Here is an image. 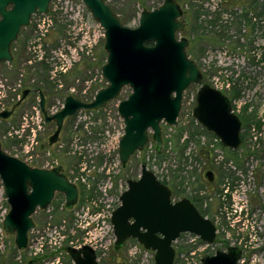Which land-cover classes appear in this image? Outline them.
<instances>
[{
  "label": "rangeland",
  "instance_id": "1",
  "mask_svg": "<svg viewBox=\"0 0 264 264\" xmlns=\"http://www.w3.org/2000/svg\"><path fill=\"white\" fill-rule=\"evenodd\" d=\"M163 1L107 0L121 21L129 27L139 25L143 8L153 9ZM179 2L183 6V19L187 20V25L178 37L190 40L189 55L202 69L204 82L214 87L216 83L222 86L219 89L233 100L234 111L243 122V142L236 149L238 162L227 160L233 156L219 145L220 139L215 134L206 133L202 128H197L196 124L191 125L196 104L194 98L199 89L197 84L191 85L184 92L178 125H169L166 122L161 124L164 138L162 156L155 155V142L152 140L124 168L118 162L119 141L125 127L123 118L118 113V104L132 92L129 86L105 107L99 110H82L73 118H67L59 141L53 144L50 137L55 132L56 125L45 121L38 125L36 120L32 123V106L37 104V98L29 95L9 118L0 120V141L8 153L17 155L24 161L28 159L25 150L33 147L36 153L46 155L49 160L58 161L66 170L75 169L83 173V168L91 169L92 176L88 178V182L93 191L98 189L99 183L104 182L109 164L114 166L112 174L121 180L122 190H126L128 179L140 176L141 165L146 158L148 168L161 178H172L176 173L178 177L175 185L182 190L183 195L197 193L207 198V214L219 228V239L209 244L205 250L196 251L194 258L199 261L218 250H226L235 245L243 250V257L238 264H264V0ZM64 10L72 11L66 4L56 7L55 14L53 13L55 22L46 37L39 33L41 25L38 15H33L30 25L21 30L13 51L15 64L0 66V110L2 106L11 108L12 99L6 100V96L11 94L9 87L15 84L17 72L26 67L29 57H36V62H40L37 56L46 52L48 59L45 62L52 69L56 65L63 66L60 60L61 50L68 46L74 50L77 46L71 40L75 20ZM196 15H199L198 19H195ZM105 40V37L97 39L96 65L93 60L83 55L68 73L56 77L62 80L61 87L57 86L58 82L47 84L46 99L51 110L63 106L65 97L70 95L71 87L86 89L87 95L82 98L90 102L99 89L108 85L102 75V66L107 59ZM37 69L42 73L40 79L47 78L49 71L47 73L39 63ZM31 127L37 129L35 135H32ZM196 131L197 135L193 137L191 133ZM31 139L35 141L32 143ZM76 143L78 146L74 147ZM87 143L96 147L95 163L91 162ZM80 145L85 148H80ZM203 146L211 150V161L215 162V158L223 160L220 172L224 178L213 183L212 188L204 177L211 162L199 154ZM79 149L83 151L82 156H85H81L80 161ZM85 188L86 193H89L88 186ZM82 197L84 202L75 208L61 207L59 197L53 201L51 208L38 210L33 215L36 227L29 234L30 246L25 251H18L15 236L8 234L2 227V221L10 207L0 178V255L3 264H29L33 258H38L34 264H73L66 247L71 241H81L83 229L80 223L85 224L94 217L90 218L82 209L83 206H90L92 200ZM175 197L178 198L179 195ZM106 203L113 210L120 205L117 196ZM102 220L105 221L106 228L112 225L110 215L106 214ZM55 242L58 244L55 245ZM114 243L103 241L99 250L100 264H125L124 260L129 263L128 258L123 257L124 252L117 254V259L112 262ZM191 247L186 240L175 243L179 254L177 264H185V258L192 257L194 246ZM129 258H132L130 264H142L140 258ZM149 264H153L152 260Z\"/></svg>",
  "mask_w": 264,
  "mask_h": 264
},
{
  "label": "water",
  "instance_id": "2",
  "mask_svg": "<svg viewBox=\"0 0 264 264\" xmlns=\"http://www.w3.org/2000/svg\"><path fill=\"white\" fill-rule=\"evenodd\" d=\"M51 1L0 0V63L13 62L12 45L17 42L22 28L30 25L33 15L48 13ZM82 1L105 30L107 59L102 75L108 85L99 89L90 102L68 95L63 107L51 115L46 110L45 95L39 91L45 122L54 121L57 125L52 140L59 135L67 117L80 110H99L129 86L132 92L118 104V113L125 124L119 141V159L125 167L132 156L149 143L150 131L157 151H161L162 122L178 125L184 92L197 84L193 116L225 147H241L243 122L233 112L229 97L203 81L201 68L187 51L190 40L178 37L186 28L184 9L178 0H164L153 9L143 8L137 27L125 25L106 0ZM30 91L24 89L10 109L0 111V120L9 118ZM0 178L10 207L2 227L15 236L18 251L30 246L29 234L36 227L33 215L38 210L48 209L57 193L64 194L67 208H72L79 200L78 186L64 173L57 168L31 166L8 153L1 141ZM120 200V206L111 217L117 249L126 240L135 238L146 249L155 251V264H175L173 242L182 233L195 234L208 244L216 240L214 222L204 217L190 199L172 201L171 188L160 181L147 164L142 165L138 179L128 180V188ZM69 252L75 264H100L89 246L69 248ZM241 257L240 248L230 246L227 251L218 250L203 257L202 264H238Z\"/></svg>",
  "mask_w": 264,
  "mask_h": 264
},
{
  "label": "built area",
  "instance_id": "3",
  "mask_svg": "<svg viewBox=\"0 0 264 264\" xmlns=\"http://www.w3.org/2000/svg\"><path fill=\"white\" fill-rule=\"evenodd\" d=\"M62 4L64 5L66 4L68 7H70V10H72L71 12L64 10V12L68 13L69 16L71 18L73 17L75 20L74 21L75 27L73 28V32L71 33V40L77 46L74 48V50H72L71 47L68 46L67 49L64 48L63 50L60 51L61 52L60 60L62 61L63 66L59 67L58 65H56L54 68L51 69L52 79H56L58 75L68 72L76 62L81 60L83 55H86L88 58H92L93 60H95L96 59L95 48L97 44V39H99L100 37H105V30L98 23V21H96L93 18L92 14L90 13V11L85 6L82 0H76V2L74 0H52L50 4V10L48 13L37 14L39 16L38 17L39 25H41L40 27L41 30L39 31V33L42 37H46L47 33L49 32V28L53 26L55 22V16L53 15V13L55 14L56 7ZM38 57L39 59H42L43 52ZM215 88L221 89L222 86H219L216 83ZM16 89L17 86L12 88L13 91H15ZM71 92L75 94L81 93L82 95H85L87 93V90L83 89L81 92H79L75 87H72ZM33 109L34 111L30 118L33 124L35 123L36 120L37 124L39 125V123L43 122L42 114L38 107L35 108L33 107ZM40 128H41V124H40ZM36 130H37L36 128L31 127L30 131L32 135H35ZM31 140L32 143L35 141L34 139ZM87 147H89V151L91 152L90 158H92L93 156L94 157L97 156L96 147L92 145V143H87ZM80 148H85V146L84 145L82 147L80 146ZM33 150H34L33 147L31 149L27 148V150H25V153L27 154V157L29 159V161H27L28 159H26L25 161L33 162L34 159H36L35 161L38 162V156L32 155ZM79 151H80L79 153L81 154L83 153L82 150L79 149ZM92 151H94L93 155H92ZM45 166L48 167L49 165L45 164ZM111 166L112 165L109 164L104 182H101L98 185L99 191L98 189L95 191L97 197L94 199L93 197H91L92 200L91 205L83 208L85 214L89 215L90 218L94 216L93 219L87 221L85 224H82V222L80 223V226L83 229L82 239L80 242L71 241L69 245L70 248H76V249H79L83 246L91 247L97 254L98 261H100L101 259L99 250L101 249L100 247L103 246V241L108 240L111 242L115 240V235L113 232L112 225L107 226V228H109L107 230L105 221L102 220L103 217L106 216V214L111 216L110 205L106 203L109 196L111 174L113 171V167ZM82 170L83 173L78 175L77 180H80L85 186H88L89 188L88 190L90 191L89 194H92L91 193L92 188L88 182V178L92 176V171L91 169L87 170L86 168H83ZM188 239L189 241L186 242H189L192 245H197L198 247L191 252L192 257L185 258L186 259L185 264H191V263L202 264L200 260L198 261L196 257L194 258V255L196 254V251L202 250L208 244L207 245L202 244L200 241L201 240L200 237L195 234H191L190 238L188 237ZM57 244L58 242L57 243L55 242V245ZM131 251H132L131 255L135 258L138 259L140 258L142 264H144L145 261H146L145 264H149L150 260L153 259V254L150 253L149 250L145 249L144 247L135 246L132 248ZM73 264L75 263L73 262Z\"/></svg>",
  "mask_w": 264,
  "mask_h": 264
},
{
  "label": "flooded vegetation",
  "instance_id": "4",
  "mask_svg": "<svg viewBox=\"0 0 264 264\" xmlns=\"http://www.w3.org/2000/svg\"><path fill=\"white\" fill-rule=\"evenodd\" d=\"M51 4V3H50ZM185 13V12H184ZM37 15V14H36ZM184 21L186 22V20L184 19ZM187 25V24H186ZM12 52H13V50H12ZM13 55H14V52H13ZM39 56H40V54H39ZM37 58L39 59V57L37 56ZM95 58H96V55H95ZM48 58H47V56H46V52H43V58L42 59H39L40 60V62H36L37 61V59H36V57H34V58H31V57H29V59L27 60V63L25 64L26 65V67L24 66L23 68H20L19 69V71L17 72V80H16V82H15V84H13L12 86H10L9 88H10V90H11V94L9 95V96H12L11 97V99H12V101H14L16 98H17V100H18V98H20V96H21V94H22V91L24 90V89H29V88H25L24 86H25V84H27V83H35L36 81H35V77H32V78H28L29 77V73H28V70H29V68H32V72H34V70H36L37 69V63H39V65H42V62H45L46 60H47ZM91 60H93L92 58H90ZM97 59V58H96ZM96 59L95 60H93L94 61V63H95V65L97 64V62H96ZM30 60H32V61H30ZM13 62H14V64H15V60H13ZM13 62H11V63H13ZM2 63V62H1ZM5 63H8V62H5ZM11 63H8V65H10V66H13ZM45 64L48 66V69H47V73H48V71H49V74H48V76H47V79H48V81L50 82V83H52V84H57V82H58V84H57V86H62V80H60V79H52L51 78V68H50V66L45 62ZM50 68V69H49ZM72 69V68H71ZM70 69V70H71ZM202 70V69H201ZM203 72V71H202ZM66 73H68V72H66ZM66 73H64V75L66 74ZM50 75V76H49ZM63 75V74H62ZM203 77H204V73H203ZM29 81V82H28ZM203 81H204V78H203ZM15 86H17V89L15 90V91H13L12 90V88L13 87H15ZM75 87V86H74ZM72 88V87H71ZM71 88H69L70 89V95H72V96H74V97H76V98H79V99H81V100H83V101H86L85 100V98H82V97H85L87 94H85V95H82L81 93H78V94H75V93H72L71 92ZM76 88V87H75ZM77 89V88H76ZM78 90V89H77ZM220 90V89H219ZM39 91H42V90H38L37 91V104L36 105H34V106H32V108L34 107H38L39 109H40V112H41V114H42V117H43V121H45V117H44V114H43V112H42V110H41V107H40V105H39V102H40V95H39ZM79 92H81L82 90H78ZM31 92H33L32 90L30 91V93ZM43 92V91H42ZM30 93L28 94V96L30 95ZM44 93V92H43ZM45 95V94H44ZM9 96H6V100H8L9 99ZM27 96V97H28ZM27 97L25 98V100L27 99ZM38 97H39V99H38ZM67 97V96H66ZM65 97V98H66ZM45 98H46V95H45ZM230 99V98H229ZM24 100V101H25ZM93 100V99H92ZM91 100V101H92ZM23 101V102H24ZM64 101H65V99H64ZM194 101H196V96H195V98H194ZM230 101H231V103H232V107H233V112H235L234 111V105H233V100L232 99H230ZM17 102V101H16ZM15 102V103H16ZM22 102V103H23ZM183 102H184V98H183ZM14 103V104H15ZM21 103V104H22ZM197 103V102H196ZM4 104V103H3ZM2 104V105H3ZM14 104H12V106L14 105ZM63 105H64V103H63ZM11 106V107H12ZM195 106H196V104H195ZM63 106H61V108H62ZM60 108V109H61ZM195 108V107H194ZM5 109H8V108H4V106H2V110H5ZM17 109V108H16ZM60 109H56V110H51V108L49 107V104H48V102H47V99H46V110H47V112H48V114H54V113H56L57 111H59ZM182 109H183V103H182ZM182 109H181V111H182ZM2 110H0V111H2ZM194 110V109H193ZM82 110H80V111H78L75 115H77L78 113H80ZM33 113V111L31 112V114ZM236 113V112H235ZM237 114V113H236ZM75 115H73V116H75ZM73 116H70V118H73ZM239 116V115H238ZM67 118H69V117H67ZM66 118V119H67ZM179 118V117H178ZM66 119H65V121H64V123L66 122ZM55 125H56V123L54 122V121H52ZM46 123V122H45ZM50 123V122H49ZM194 124H196L197 125V128H202L203 129V131H205L206 133H208V134H214L213 132H211V131H208L203 125H201L197 120H196V118L193 116L192 118H191V125H194ZM64 125V124H63ZM56 129H57V125H56ZM62 130H63V127H62V129H61V131H60V133H59V135L57 136V138L55 139V140H52V137H53V135L55 134V132H56V130H55V132L53 133V135L50 137V142L53 144V143H55V142H57V141H59V137H60V135H61V132H62ZM152 141V138H151V134H150V141H149V143ZM149 143L146 145V146H148L149 145ZM219 145L223 148V149H225V150H227V151H229V153H230V155L231 156H233L232 158H227V160H230V159H232V161L234 160L235 162H238L239 161V158H234V157H236L237 156V151H236V149H231V148H228V147H225L222 143H221V141L219 142ZM75 146H78L77 145V143L75 144ZM74 146V147H75ZM81 147L83 146V145H80ZM155 148H156V146H155ZM140 152V151H139ZM75 153V152H74ZM137 153V152H136ZM135 153V154H136ZM50 154V153H49ZM66 154H67V152H66ZM94 154V151H92V155ZM134 154V155H135ZM32 155L33 156H38L39 158H38V162H36L35 160L36 159H34V161L33 162H27V161H25V162H27L28 164H30L31 166H36V167H42V168H57L59 171H61L62 173H64L69 179H70V181H72V182H74V183H76V185L78 186V188H79V192H80V196H81V198H80V196H79V200H78V202H77V204H75L72 208H75L78 204H80V203H83L84 202V200H83V197L82 196H84V198L86 199V198H89V199H91V197H93V199L94 198H96L97 197V194H96V192H95V190L93 191H91V193L92 194H89L88 192L86 193V186L80 181V180H77V178H78V175H80L81 173L80 172H78L77 170H75V169H70V170H66L64 167H63V165L62 164H59L58 163V161H55L54 159H51V160H49V158L48 157H46V155L45 156H41L39 153H36V151L35 150H33L32 151ZM133 155V156H134ZM15 156H17V155H15ZM78 160L80 161L82 158H81V156H82V154L81 153H79L78 154ZM132 156V157H133ZM40 157H41V159H40ZM83 158H85V156H82ZM209 157H212V152H211V150H210V156ZM207 159H211V158H207ZM95 160H96V158L93 156L92 158H91V162H94L95 163ZM131 160V159H130ZM222 161L223 160H218L217 158H215V162L212 160H210V162H211V164H209V168H207L206 169V171H205V179L207 180V182H208V184L210 185V187L212 188V184L213 183H215V182H219V181H221L224 177L222 176V174H221V172H220V168H222ZM118 162H119V164L121 163L120 162V159H118ZM130 162V161H129ZM128 162V163H129ZM45 164H48L49 166L48 167H46L45 166ZM82 164V163H81ZM81 164H79V165H81ZM143 164H146L145 162L144 163H142V165ZM112 165V164H111ZM121 165H122V163H121ZM128 165V164H127ZM126 165V166H127ZM142 165H141V168H142ZM125 166V167H126ZM112 167H113V171L112 172H114V166L112 165ZM122 167L124 168V166L122 165ZM81 170V169H80ZM79 170V171H80ZM141 173V172H140ZM157 175V174H156ZM117 177V175H115V174H111V184H110V190H109V196H108V199H107V201L108 200H111L114 196H117V198H118V201H120V204H121V200H120V196H121V194L125 191H123L122 190V182H121V180L120 179H117L116 178ZM140 177V176H139ZM138 177V178H139ZM157 177H158V179L160 180V181H162L161 180V177L160 176H158L157 175ZM138 178H136V179H138ZM130 179H133V178H130ZM75 180H77V181H75ZM129 180V179H128ZM163 182V181H162ZM164 183V182H163ZM127 184H128V181H127ZM167 185V184H166ZM170 188H171V186L170 185H168ZM128 188V187H127ZM176 189V188H175ZM173 190L174 189H172L171 188V191H172V201H178V200H180V199H182V198H188V199H190L191 200V202L196 206V208L198 209V211L204 216V217H206V218H209L210 220H212L210 217H209V215L207 214V212H208V204L206 203V197L205 196H201V195H199V194H197L196 193V195H191V196H187V195H183V196H180L179 195V197L178 198H176V197H174L173 196ZM178 191H180L181 189H177ZM123 191V192H122ZM182 191V190H181ZM196 192V191H195ZM58 194H61V193H57L56 194V197H55V199L57 198V196H58ZM63 195V201L64 202H61V203H59L60 205H61V207H63V208H66V209H71V208H67L66 207V205H65V196H64V194H62ZM54 199V200H55ZM53 200V201H54ZM83 201V202H82ZM52 204H53V202H52ZM52 204L49 206V208H51V206H52ZM110 205V204H109ZM120 206V205H119ZM118 206V207H119ZM85 206H83V208H84ZM82 208V209H83ZM110 209H111V206H110ZM113 209H111V217H112V213H113ZM213 221V220H212ZM214 222V221H213ZM214 224L216 225V223L214 222ZM112 228H113V224H112ZM216 228H217V236H216V240H215V242L216 241H218V239H219V234H218V232H219V228L217 227V225H216ZM113 232H114V228H113ZM115 235V234H114ZM190 236H191V234H189V232H185V233H182L180 236H179V238H177L174 242H173V246H174V248H175V243H177V242H182L183 243V241H189V239H188V237L190 238ZM201 239V238H200ZM116 241V237H115V240H114V242ZM201 241V243L202 244H208V243H206V242H204L202 239L200 240ZM190 245H192V244H190ZM209 245V244H208ZM207 245V246H208ZM135 246H139V247H144V245L143 244H141L137 239H135V238H130V239H128V240H126L125 241V243H124V245L121 247V248H119V249H117L116 247H115V243H114V249H113V252H112V262L113 261H115L116 259H117V254H120V253H122V252H124L125 254H123V257L124 256H126L127 258H128V260L127 261H129V263L128 264H130V260H132V258L130 259L129 257H131L132 255H131V250H132V248L133 247H135ZM194 246V249H196L198 246L197 245H192V247ZM201 246H204V245H201ZM207 246H205L202 250H205V248L207 247ZM231 246H235V245H231ZM191 247V248H192ZM230 247V246H229ZM228 247V248H229ZM236 247H238V248H240L239 246H236ZM67 248V250H68V252H69V246L68 247H66ZM82 248V247H81ZM145 248V247H144ZM228 248L225 250V251H227L228 250ZM76 249V248H75ZM80 249V248H79ZM146 249V248H145ZM147 250H149V252L150 253H152L153 254V259H152V262H153V264H155V251H152V250H150V249H147ZM175 250H176V257H175V264H177L178 263V251H177V249L175 248ZM240 250L242 251V257H243V250H242V248H240ZM216 253V252H215ZM214 253V254H215ZM69 255H70V257L72 258V256H71V254H70V252H69ZM130 255V256H129ZM242 257H241V259H242ZM138 259V258H137ZM240 259V260H241ZM239 260V261H240ZM201 262H202V260H200ZM141 262V261H140ZM99 263H100V261H99ZM124 263L125 264H127L126 263V260H124ZM239 263V262H238Z\"/></svg>",
  "mask_w": 264,
  "mask_h": 264
},
{
  "label": "trees",
  "instance_id": "5",
  "mask_svg": "<svg viewBox=\"0 0 264 264\" xmlns=\"http://www.w3.org/2000/svg\"><path fill=\"white\" fill-rule=\"evenodd\" d=\"M107 1V0H106ZM178 1H181V2H186V0H178ZM243 1V0H242ZM254 1V0H253ZM114 9V8H113ZM115 10V9H114ZM116 12V11H115ZM197 16V17H196ZM195 16V19H198V16L199 15H196ZM187 21V20H186ZM23 29V28H22ZM192 41H194V40H192ZM150 44V43H149ZM14 49H15V43L12 45V50L14 51ZM189 51H190V47H188V54H189ZM15 53V52H14ZM12 65L14 64V62L13 63H11ZM2 65H8L7 63H5V62H2V63H0V66H2ZM42 67H43V69L45 70V71H47V69H48V66L45 64V62H42ZM28 75H29V77L28 78H32V77H34V76H37L38 78H35V83H27V84H25V88H29V89H31L33 92H31L30 93V96H32V95H34L35 97H37V91L38 90H42L43 92H44V94L47 96V91H46V89H47V87H48V83H50L49 81H48V79L47 78H44V79H46V80H44V79H40L39 77H41L42 76V73H41V71L39 70V69H36V70H34V72H32V68H29V70H28ZM29 82V81H28ZM42 82H43V85H42ZM11 97L12 96H9V99H11ZM17 101V98L14 100V101H12V102H10V104H14L15 102ZM192 134V136L194 137V136H196L197 135V131L196 132H192L191 133ZM181 152H182V154H184V150L182 149L181 150ZM164 153V150L163 149H161V151H157V149L155 148V155H157V156H162V154ZM199 154L202 156V157H204V158H209V156H210V149H207V148H205V146H203V147H201L200 148V150H199ZM236 158V157H235ZM143 162H145V163H147V161H146V158H144V160H143ZM159 176V175H158ZM177 175H176V173L175 174H173L172 175V178H168V176H163V178H161V180L165 183V184H167V185H170V186H174L175 185V181H176V179H177ZM177 186L175 185V187L173 188L174 190H173V196L175 197V196H177V195H180V196H183L182 194V191L180 190V191H178L177 190V188H176ZM176 188V189H175ZM59 197H61V201L59 202V203H61V202H64L63 201V195L62 194H58V196H57V198H59ZM16 252H18L17 250H16ZM1 255H0V264H3L4 262L3 261H1ZM37 259L38 258H33L32 260H30L29 261V264H30V262H31V264H34V262L35 261H37Z\"/></svg>",
  "mask_w": 264,
  "mask_h": 264
}]
</instances>
